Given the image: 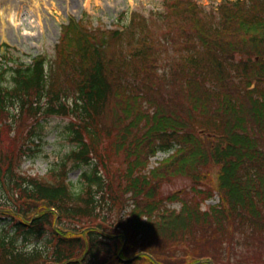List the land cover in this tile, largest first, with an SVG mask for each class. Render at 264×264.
I'll return each instance as SVG.
<instances>
[{
	"label": "trees",
	"instance_id": "obj_1",
	"mask_svg": "<svg viewBox=\"0 0 264 264\" xmlns=\"http://www.w3.org/2000/svg\"><path fill=\"white\" fill-rule=\"evenodd\" d=\"M163 7L151 18L121 13L110 29L71 18L54 53L26 63L0 45V215L10 216L0 264H168L155 242L197 234L216 252L233 225L264 244V0ZM51 116L68 118L70 149L45 175H31L20 166ZM157 151L172 152L148 168ZM209 164L218 166L217 204L201 208L210 196L202 188L184 200L178 191L160 195L167 177L197 179ZM71 170H79L74 181ZM128 200L131 217H115L122 231H110L107 216ZM165 200H180L178 211ZM56 217L78 235L51 228L44 247L28 245ZM197 244L179 264L206 255ZM236 262L229 264H243Z\"/></svg>",
	"mask_w": 264,
	"mask_h": 264
},
{
	"label": "rangeland",
	"instance_id": "obj_2",
	"mask_svg": "<svg viewBox=\"0 0 264 264\" xmlns=\"http://www.w3.org/2000/svg\"><path fill=\"white\" fill-rule=\"evenodd\" d=\"M197 1L206 7H210L217 4L220 0ZM161 9H164L163 0H0V44H8L13 48L12 52L17 57V60L26 63L29 62L31 57L38 54L51 56L54 53V46L60 38L62 25L71 18H82L84 21L90 22L92 26L99 25L110 29L116 25L115 20L121 13L125 17L126 12L129 14L135 11L151 18L154 13ZM157 23L159 26L158 33H160L161 25L158 21ZM67 121L68 118L66 117L51 116L42 123L41 127L35 129L39 136H35V142H32V144L28 143L30 150L20 166L24 172L45 175L47 169L52 166L51 164L70 149V142L63 133V128ZM27 124L28 126L26 127L29 128V125H32L33 122L28 121ZM11 137L12 133L5 137V143L9 151L10 149H15L13 146L15 141ZM108 142L109 140L106 136L102 138L101 150H108ZM21 143L23 141H20L17 146L21 145ZM166 155V152L159 151L150 157L148 168L158 166ZM109 162L111 166H115L119 163V159L109 158ZM165 169L162 168V171H165ZM78 172L79 170H71L67 174L68 178L74 181ZM217 174L218 166L209 164L199 169L197 179L187 175H172L163 180L160 186V195L166 196L178 191L180 192L181 200H184L193 195V188H202L209 190L205 191L204 194H209L210 196L202 203L201 208L204 209L208 205H215L220 199L217 188ZM164 202L163 205L167 208L176 209L175 212L178 211L181 205L180 200L173 202L165 200ZM130 203L131 201L128 200L127 205L119 213H117V208L114 210L113 216H107L104 226L109 227L110 231H122L117 228L115 217L119 218L120 216L121 220L131 217L129 210L133 205H130ZM162 210H164V207H162ZM31 215H33V212L27 214V217ZM9 217L0 215V235L9 234L7 231L8 226L3 228ZM56 220V224L44 225V232L38 233L37 237H31L28 245L34 243L38 247H44L46 241L52 239L54 235L51 232V228L58 231H67V235H78L75 224H67L66 222L62 224L58 217H56ZM165 231L168 230L164 229ZM197 233L199 234V232ZM189 234L184 240L177 243L173 242L174 244L171 246H166V243L155 242L153 250L160 249V257L168 264H179L180 261L184 260L182 257L186 261H191L193 248L196 246L199 248L197 241L200 244L201 242L199 241L201 240L197 234ZM148 235L152 234L149 233ZM219 236L221 240L220 244L217 245L216 252H213L214 245L208 239H203L206 242H202L200 245L205 250L202 251L201 249V253L206 255L200 258L202 263L215 262L214 260L220 262L215 264H229L236 261H241L243 264H246V262L251 264L259 262V264H262L264 262V244L260 247L262 241L259 239V233H255L251 229L243 231V229L233 225L228 228L225 235ZM256 244L259 247H256ZM208 247L212 249L210 250ZM172 254L173 256L170 258ZM187 255L188 257H186ZM131 256H133L132 253L130 254Z\"/></svg>",
	"mask_w": 264,
	"mask_h": 264
},
{
	"label": "water",
	"instance_id": "obj_3",
	"mask_svg": "<svg viewBox=\"0 0 264 264\" xmlns=\"http://www.w3.org/2000/svg\"><path fill=\"white\" fill-rule=\"evenodd\" d=\"M127 260H130V259H127ZM201 262V260H199L197 263H200ZM159 264V263H158Z\"/></svg>",
	"mask_w": 264,
	"mask_h": 264
}]
</instances>
